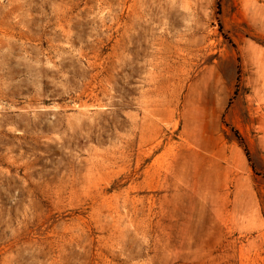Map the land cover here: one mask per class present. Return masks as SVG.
I'll list each match as a JSON object with an SVG mask.
<instances>
[{"label": "rangeland", "instance_id": "obj_1", "mask_svg": "<svg viewBox=\"0 0 264 264\" xmlns=\"http://www.w3.org/2000/svg\"><path fill=\"white\" fill-rule=\"evenodd\" d=\"M0 264H264V0H0Z\"/></svg>", "mask_w": 264, "mask_h": 264}]
</instances>
